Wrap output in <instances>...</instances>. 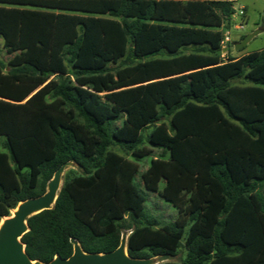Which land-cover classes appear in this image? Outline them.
I'll return each instance as SVG.
<instances>
[{"label": "trees", "instance_id": "trees-1", "mask_svg": "<svg viewBox=\"0 0 264 264\" xmlns=\"http://www.w3.org/2000/svg\"><path fill=\"white\" fill-rule=\"evenodd\" d=\"M59 1L62 0H0V39L9 55L7 61L0 59V101L21 107L31 115L11 129L8 126L0 129V221L9 217L21 201L44 194L61 166L71 163L75 167L64 177L53 209L27 219L28 232L20 239L26 255L31 261L39 262H50L56 257L66 259L73 252V241L86 253L106 254L114 251L123 233L128 232L127 254L133 259L174 258L183 249L184 257L180 262L165 264H212L213 260L225 261L230 257L243 256L247 247L254 246L257 255L247 264H264V243L261 245L264 228L259 222L264 215V175L261 172L249 180H236L228 162L212 161L206 174L218 186L220 202L212 200L207 211L198 208L188 213L186 225L192 226L194 234L183 242L184 227L171 217L166 219L157 207L150 206L148 192L137 185L133 187L135 192L130 187L133 165L107 163L111 149H118L129 156L145 145L160 150L159 158L171 161L166 148L153 141L156 124L184 114L191 105L211 112L208 117L213 123L211 133H207L202 142V150L210 151L216 145L221 148L243 147L255 160H264V109L260 117L248 120L233 113L225 98L226 92L234 85L264 89V77L248 80L247 75L264 66V49L242 59H229V63L219 66L213 77L205 76L201 90H195L188 81L183 82L178 90L180 98L170 104L164 100L171 98L168 88L176 80H163L138 91L115 96L116 107L136 101L134 98L142 92V97L133 107V111L142 113L151 110L154 99H163L157 105V113L133 139L118 135L115 122L120 116L100 118L89 108L81 90L72 85L73 79L83 86L87 84L86 80L107 78L122 67H131L141 57L160 56L162 48L171 58L150 60L138 71L128 69L127 73L136 71L130 83L179 74L203 63L215 64L223 35L215 29L223 24L229 25L236 0H73L84 2L83 9L88 14L89 23L86 26L85 21L78 20L74 35L58 50L60 38L56 11ZM174 1L193 2L188 5H197L207 18L161 13L160 7L164 2ZM104 3L111 5L104 6ZM100 4H103L101 9H93L94 6L100 8ZM17 7L36 8L37 11ZM99 13L105 15L107 21L98 19ZM88 26L92 29L90 31L89 28V34ZM196 34H203L205 38L197 40ZM101 47H106L107 52L102 53ZM54 48H57L55 55ZM185 52H190V56L181 57ZM177 60H192V63L162 76L138 77L151 65L157 67ZM57 64L64 67L58 68ZM230 66L233 71H226ZM158 85H163V90H155ZM257 105L253 107L258 109ZM196 123L189 118V124L197 125L198 129L204 124ZM24 127H27V134H19L14 129ZM169 129L172 130V126L169 125ZM12 140L22 143L23 154L31 149L25 144L27 140L35 146V154L27 163L24 162L27 169L19 164V157L24 156L22 152L17 154ZM139 158L135 156L134 160ZM2 161L13 173L7 184L1 171ZM158 167L180 169L175 178L179 181L175 192L168 188L172 180L169 173ZM158 167L153 170L154 174L164 173L168 177L165 196L160 197L173 204L180 188L192 184L190 175L195 167L188 161ZM103 179L110 184L109 197L98 205H88V200L80 197L95 192ZM128 192L136 194L135 202L141 204L138 211L129 207ZM117 193L120 194L118 201ZM247 200H252V204L243 208L242 203ZM122 206L131 209L121 218L111 216L113 209L121 211ZM210 209L215 212L212 225L208 221ZM94 222L98 231L93 226ZM157 229L164 230L163 236L148 243Z\"/></svg>", "mask_w": 264, "mask_h": 264}, {"label": "rangeland", "instance_id": "rangeland-1", "mask_svg": "<svg viewBox=\"0 0 264 264\" xmlns=\"http://www.w3.org/2000/svg\"><path fill=\"white\" fill-rule=\"evenodd\" d=\"M180 3V4H173ZM190 2H164L161 7V13L165 15H186L190 16V14L194 17L198 18H207L203 11L197 5H188ZM108 3H104V6ZM190 4H193L190 3ZM58 11H56V27L59 33V42L60 45L57 46L58 50H60L63 46H65L71 37L75 33V23L78 20H83L87 24L89 23L88 14L84 11V2L78 1L74 2L73 0H62L57 3ZM111 5V4H108ZM103 4H100V8L94 6L93 9L96 11L101 9ZM84 8V9H83ZM37 11L36 8H32ZM234 14L231 18L229 25L223 24L222 27L217 28L215 30L222 32V39L219 43V48L221 49L218 52V55L215 59V64L211 63H203L202 65L194 66L192 68L186 69L182 73L179 74H171L165 77L160 78H152L148 81L144 82H134L130 83L131 78L136 73V71L127 73L128 69L139 70L142 66H144L150 60H166L170 59L169 53L165 49H161L159 51L160 56L153 58H143L141 57L137 62H135L131 67L125 66L122 67L119 71L115 73H111L108 75L109 77H101L99 81L96 78L92 80H86L87 84L81 85L76 80H72V85L81 90L82 96L86 100L89 108L92 109L100 118L105 119L108 116L116 115L120 116V119L115 122L118 130V135L122 138L133 139L135 138L140 128L149 121L152 116L157 113V105L160 101H163L162 97L156 98L151 103V110L143 112H135L133 111V107L136 104L137 100L142 97V92L138 97L131 100L130 103H126L115 107V96H118L124 92H133L138 91L139 89L146 88L150 84H154L157 82H161L163 80H176V83L168 88L169 95H172L171 98L164 100L166 103L170 104L173 101L180 98L178 95V90L181 84L185 81H188L192 84V87L195 90H201L204 86V78L207 75L213 77L216 72L219 70V66L223 64L229 63V59H242L246 55H251L257 51L264 49V0H236L233 5ZM243 9V15L239 14V10ZM181 17V16H180ZM98 19H105L107 21V17L101 13L97 14ZM110 21V20H108ZM103 22V21H102ZM154 23V22H152ZM157 24H163V22H156ZM185 27H187L185 25ZM89 26H88V34H89ZM97 28V27H96ZM200 28V27H199ZM87 30V27H86ZM92 29L90 28V31ZM260 31L255 37H253L249 42L239 50H235L234 45L240 42L241 36H245L254 31ZM229 37V42L222 43L225 36ZM197 40L205 36L203 34H196ZM204 41V40H202ZM3 40L0 39V59L3 61H7L9 55H7L6 51L2 46ZM148 45L150 44L147 43ZM54 48V55L57 54ZM101 52L106 53V47H101ZM137 55V54H135ZM190 56V52H185L181 57ZM192 60L189 61H178L174 63H162L157 65V67L151 65L145 71L138 74L139 78H146L150 75L162 76L167 73L178 71L182 67L191 65ZM95 64V60H94ZM58 68H63V64H57ZM226 71H233L232 67H227ZM248 80L253 78L264 77V66L256 68L247 73ZM163 85L156 86L155 90H163ZM150 89H153L150 86ZM257 89V90H256ZM152 91V90H151ZM264 89L253 88L248 85L243 86H232L225 95L226 101L228 102L233 113L237 115H241L246 117L248 120H253L262 115L264 109ZM152 92H150L151 94ZM155 96V93H153ZM259 105L258 109H256L254 104ZM211 115L209 110L200 109L198 105H191L187 108V111L184 114H178L171 116L168 121L157 123L154 132L155 143L160 144V146L166 148L167 154L171 156L172 160L161 159L158 157V153L160 150L152 149L149 145H145L138 149L137 152L130 154L129 156L123 155L118 149H111L107 156L108 164H122L123 162L129 163L133 165L129 183L130 187L133 189L134 185H137L140 189L145 192H148L150 206L157 207L158 212L164 213L165 218L175 219L184 227L183 229V242L187 239H190L194 232L191 230L192 226L186 225V218L188 213L200 208L201 210L207 211L210 207L212 200H216L220 202V193L218 186L208 179L206 171L208 165L212 161L221 160L228 162L229 166L232 169L233 176L236 180H249L252 176L257 172H261V175H264V160H255L249 150L245 151L242 147L240 149L227 146L221 148L219 145L214 146L211 150L201 148L204 146L202 142L205 141L207 133H211V123L208 120V117ZM27 116H31L27 110H23L21 107H13L7 103L0 101V129L6 128L8 126L9 129L13 128L15 125L19 124L21 119H26ZM189 118H193L197 123H203V126L198 129L197 125H190ZM207 120V121H206ZM219 121H217L218 123ZM196 123V124H197ZM169 125L172 126V130L169 129ZM22 127V126H21ZM19 132V134L24 133L27 134V127H24L21 130L14 128ZM214 136L216 135L213 134ZM164 137V138H163ZM264 137V136H263ZM162 138V139H161ZM218 138V137H217ZM216 139V138H214ZM13 146L18 153L23 154L22 151V143L13 141ZM28 146H31V150L29 148V152H24L23 156L19 157L20 165L23 169H27L25 166L28 162V159L31 158L36 152V148L31 142V140H27L25 142ZM91 144V142H88ZM35 149V150H34ZM202 151V152H200ZM135 156L140 157L138 161H135ZM23 160V161H22ZM188 161L190 165L192 164L195 169L191 171L190 178L192 179V184L189 186H184L180 188L178 198L176 201L167 202L161 199L160 196H165L166 187L168 184V177L164 173L154 174L153 170L159 165H179ZM7 169H6V167ZM166 167V166H165ZM158 167L161 170H166V173L171 176L172 180L171 184L168 186L173 192L176 190V186L179 181L175 180L176 175L180 173V169L176 167L173 168H165ZM1 171L6 177V184L10 182L9 176H13V173L8 167V164H4V161L1 162ZM72 170H75L73 164H69L63 167L60 173V188L63 184L64 177L70 173ZM138 171V173H136ZM175 175V176H173ZM9 179V180H8ZM133 192V191H132ZM135 192V190H134ZM133 192V193H134ZM110 192V184L106 179H103L101 185H99L98 189L95 192H92L88 195H83L80 197L78 194V198L88 200V205L96 204L98 205L105 199L109 197ZM128 192L127 197L131 200V207L133 210L138 211L141 208V204L136 203L135 199H137L136 194ZM120 194L117 193V201L119 199ZM252 200H247L242 203L243 208L249 207V204ZM126 204V203H125ZM137 204V206H136ZM114 204V208H116ZM133 206V207H132ZM131 208H123L121 211L113 209L114 212H110L111 216L118 219L121 218L122 215H126L127 210ZM13 211V210H12ZM10 212V216L12 214ZM215 218L214 209H210L209 211V223L212 225L213 219ZM233 220H235L234 216L231 218L230 222L233 224ZM260 225L264 228V215L260 218ZM96 231H98L97 225L94 222L93 224ZM164 230L157 229L153 232V239L149 242L158 241L163 236ZM128 232H124L122 238L125 241L128 239ZM238 236V235H237ZM264 242H261V245ZM256 248L252 246L251 248L246 249V252L243 256L237 257H228L227 260H213L212 264H247L251 259L257 255ZM184 257V250L182 249L179 254L174 258H165L158 259L153 258L151 264H165L166 262H175L178 263Z\"/></svg>", "mask_w": 264, "mask_h": 264}, {"label": "water", "instance_id": "water-1", "mask_svg": "<svg viewBox=\"0 0 264 264\" xmlns=\"http://www.w3.org/2000/svg\"><path fill=\"white\" fill-rule=\"evenodd\" d=\"M260 31L245 35L239 43L234 45L235 50L244 47L249 40ZM68 163L66 165H69ZM61 166L52 176L44 194L21 201L12 211L13 216L2 219L0 226V264H151L152 259H133L127 254V247L123 238L118 247L106 254L86 253L73 241V252L69 258L56 257L52 261H31L26 255L21 236L28 232L27 219L44 210L53 209L60 189Z\"/></svg>", "mask_w": 264, "mask_h": 264}, {"label": "built area", "instance_id": "built-area-1", "mask_svg": "<svg viewBox=\"0 0 264 264\" xmlns=\"http://www.w3.org/2000/svg\"><path fill=\"white\" fill-rule=\"evenodd\" d=\"M239 14H240V15H243V9H240V10H239ZM224 42H226V43L229 42V37H228L227 35L225 36V38H224V40L222 41V43H224Z\"/></svg>", "mask_w": 264, "mask_h": 264}, {"label": "crops", "instance_id": "crops-1", "mask_svg": "<svg viewBox=\"0 0 264 264\" xmlns=\"http://www.w3.org/2000/svg\"><path fill=\"white\" fill-rule=\"evenodd\" d=\"M18 9H31L32 10V8H30V7H17Z\"/></svg>", "mask_w": 264, "mask_h": 264}, {"label": "bare ground", "instance_id": "bare-ground-1", "mask_svg": "<svg viewBox=\"0 0 264 264\" xmlns=\"http://www.w3.org/2000/svg\"><path fill=\"white\" fill-rule=\"evenodd\" d=\"M12 216H13V212H12V214H11ZM1 224H2V220L0 221V226H1Z\"/></svg>", "mask_w": 264, "mask_h": 264}]
</instances>
